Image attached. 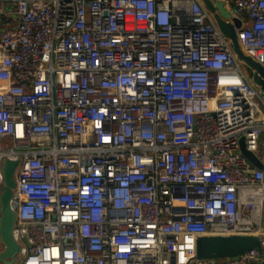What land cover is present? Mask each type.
<instances>
[{
    "label": "built area",
    "instance_id": "built-area-1",
    "mask_svg": "<svg viewBox=\"0 0 264 264\" xmlns=\"http://www.w3.org/2000/svg\"><path fill=\"white\" fill-rule=\"evenodd\" d=\"M215 1L264 66V0ZM240 62L203 0H0L13 264H264V171L240 149L264 93ZM211 235L263 253L199 258Z\"/></svg>",
    "mask_w": 264,
    "mask_h": 264
},
{
    "label": "water",
    "instance_id": "water-1",
    "mask_svg": "<svg viewBox=\"0 0 264 264\" xmlns=\"http://www.w3.org/2000/svg\"><path fill=\"white\" fill-rule=\"evenodd\" d=\"M207 9L213 13L218 27L231 41V47L239 61L245 63L251 71V79L264 93V66L246 55L238 42L236 29L240 28L241 20L232 16L222 1L203 0ZM240 149L243 156L257 169L264 171V159L246 148L245 139H240ZM17 160H7L4 166L5 185L0 195V238L5 245L0 254V262L13 264L21 252V246L14 238L16 213L12 209L11 200L16 186L15 170ZM256 248L263 253L260 239L255 235L202 236L197 241V256L199 258L234 257Z\"/></svg>",
    "mask_w": 264,
    "mask_h": 264
},
{
    "label": "rangeland",
    "instance_id": "rangeland-1",
    "mask_svg": "<svg viewBox=\"0 0 264 264\" xmlns=\"http://www.w3.org/2000/svg\"><path fill=\"white\" fill-rule=\"evenodd\" d=\"M9 19H10L9 14L2 15V17H1V25H2V27H6L9 24ZM240 64H241L242 69L244 71H246V73L248 75L251 76V71L249 70L248 66L245 63H243V62H240ZM260 105H261L262 113H264V106L261 103H260ZM257 155L260 156V157H263V159H264V130L262 131V134H261V137H260V144H259V149H258Z\"/></svg>",
    "mask_w": 264,
    "mask_h": 264
}]
</instances>
